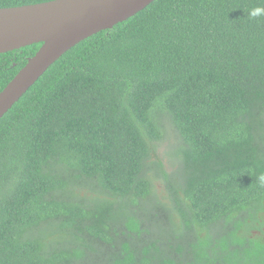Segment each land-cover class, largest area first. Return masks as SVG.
I'll return each mask as SVG.
<instances>
[{
    "label": "trees",
    "instance_id": "obj_1",
    "mask_svg": "<svg viewBox=\"0 0 264 264\" xmlns=\"http://www.w3.org/2000/svg\"><path fill=\"white\" fill-rule=\"evenodd\" d=\"M257 7L155 0L54 63L0 119V264H264ZM40 46L0 54V92Z\"/></svg>",
    "mask_w": 264,
    "mask_h": 264
},
{
    "label": "water",
    "instance_id": "obj_2",
    "mask_svg": "<svg viewBox=\"0 0 264 264\" xmlns=\"http://www.w3.org/2000/svg\"><path fill=\"white\" fill-rule=\"evenodd\" d=\"M155 0H54L0 8V54L41 44L0 92V119L67 51Z\"/></svg>",
    "mask_w": 264,
    "mask_h": 264
},
{
    "label": "rangeland",
    "instance_id": "obj_3",
    "mask_svg": "<svg viewBox=\"0 0 264 264\" xmlns=\"http://www.w3.org/2000/svg\"><path fill=\"white\" fill-rule=\"evenodd\" d=\"M169 132V131H168ZM176 134H173V138L168 135L164 138L156 148V155L155 157L158 158L162 171L166 172L169 177L177 169L176 160L173 157L174 148L176 146L175 139ZM154 157V158H155ZM158 174V173H157ZM148 176L152 178V183L154 185L155 191L158 195L166 196V187L164 178L160 175H154V172H149Z\"/></svg>",
    "mask_w": 264,
    "mask_h": 264
},
{
    "label": "clouds",
    "instance_id": "obj_4",
    "mask_svg": "<svg viewBox=\"0 0 264 264\" xmlns=\"http://www.w3.org/2000/svg\"><path fill=\"white\" fill-rule=\"evenodd\" d=\"M249 17L251 19H256V18H259V17H264V8L257 7V8H254V9L250 10ZM258 182H259V184L261 186H264V174H261L258 177Z\"/></svg>",
    "mask_w": 264,
    "mask_h": 264
}]
</instances>
